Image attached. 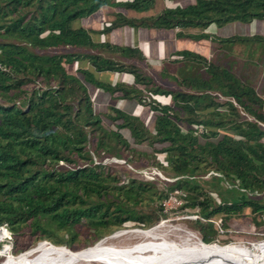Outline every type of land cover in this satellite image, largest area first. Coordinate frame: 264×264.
Listing matches in <instances>:
<instances>
[{
    "label": "trees",
    "instance_id": "1",
    "mask_svg": "<svg viewBox=\"0 0 264 264\" xmlns=\"http://www.w3.org/2000/svg\"><path fill=\"white\" fill-rule=\"evenodd\" d=\"M154 2L0 0V224L8 225L16 248V233L27 226L33 235L48 238L64 231L72 246L126 230L149 229L155 223L156 215L139 213L136 207L151 195L161 177L149 181L113 175L112 167L104 163L107 155L111 160L123 159L140 172L136 176H143L132 165L140 158L152 170L172 176L162 178L166 192L159 196V210L164 211L163 203L172 195L180 199V210L199 209L202 220L196 225L206 244L217 240L218 221L227 228L247 209L264 211V202L259 201L264 197V99L255 89L228 69L188 51L179 52L183 62L203 64L209 75L206 81L185 80L196 95L151 87L153 80L137 67L95 54L60 52L106 47L93 41L91 30L73 27L79 19L106 7L145 11ZM255 20L264 21V0H195L149 18L117 14L107 30L123 26L205 29ZM177 36L210 38L203 33ZM114 52L126 59H144L138 47H117ZM85 64L98 73L117 74L120 81L129 74L134 85L130 79L116 84L98 80ZM33 83H43L45 88H34ZM89 86L115 102H142V88H152L150 92L170 97L174 105L156 100L149 105L157 115L151 129L150 121L112 106L105 115L112 127H107L96 114ZM144 144L151 152L134 147ZM206 174L217 180L218 193L206 191L198 180Z\"/></svg>",
    "mask_w": 264,
    "mask_h": 264
},
{
    "label": "rangeland",
    "instance_id": "2",
    "mask_svg": "<svg viewBox=\"0 0 264 264\" xmlns=\"http://www.w3.org/2000/svg\"><path fill=\"white\" fill-rule=\"evenodd\" d=\"M193 3H195V0H155L154 4L145 11H127L114 7L103 8L91 17L82 18L74 22L73 27H84L87 30H91L93 41L95 43L104 44L106 47L99 48L98 50L94 51L87 49H71L62 50L60 52L95 54L109 61H113L120 65H125L126 67H137L144 76L153 80L151 87L158 85L165 91H176L186 93L188 95H196V91L186 86L185 80L190 81L195 79L198 82L206 81L209 75L207 74L205 65L190 61L183 62L181 59L182 55L179 54V52L188 51L204 56L214 64L228 69L244 84H248L253 89H255L257 94L264 99V39L260 41L251 39V37L254 35H259L254 27L251 28V35H248L247 33L244 34L243 28L240 26L244 25L242 22H235V24H228L224 26L211 25L205 29L164 30L139 27L131 28L129 26H123L120 28H115L111 31L107 30L109 29V25L113 24L117 14H122L128 18H149L160 15L167 8H172L175 6L186 7ZM244 27H246V24ZM180 32L186 35H200L203 33L208 35L210 38L205 40L179 38L177 34ZM234 37L246 40L237 41L234 43L221 42L225 39ZM261 37H264V35ZM117 47H138L142 51L144 49V59H126L122 55L114 52L115 48ZM144 52H146V54ZM86 64L85 66L88 67V70L92 72L98 80L101 79L104 82L116 84L115 82L127 83L130 79V83L133 84V77H131L129 74H124L122 81H120L118 76L114 78L115 75L113 73H98L93 66ZM107 78L109 79L106 80ZM31 86L34 88H45L43 83H33ZM151 89L152 88H144L143 90L142 88V102H139L140 99L134 102L127 100H118L115 102V100L111 99L108 94L100 89H97L95 86H89V94L93 99V107L95 108L96 114L101 115L103 124L105 126L112 127L111 120H109L105 115L110 113V109L113 106L118 107L121 110H128L132 114L134 113L137 116L142 117L144 120H147V122L150 121L148 127L151 129L155 121V116L157 115L152 112L149 105H151V103L155 100L161 103H167L170 106L174 105L170 97H164L161 96V94H153L149 91ZM210 95L217 97L215 96V93H210ZM218 97L223 102L227 101L222 96L218 95ZM245 119H247V117H245ZM126 135L129 137L128 132H126ZM134 147L143 152L146 150L151 152V149L146 144L141 147L134 145ZM91 154L97 159V161L101 160L96 157L93 152H91ZM111 157L112 156L107 155L104 158V163L112 167L109 168V170H112L113 175L124 174L129 178L138 177L141 179H146V175H143L144 177L141 175L136 176L138 173L131 171V165H125L123 162H121L124 161L123 159L111 160ZM144 160L145 158H140L135 162V164L132 163V165H134L135 168L141 172L145 170L140 169H146L149 171L152 170V166L147 164ZM80 164L82 165V162H80ZM63 165L64 164L60 162L59 166ZM165 174L166 173L162 172L163 177L167 179H173L168 173L166 175ZM150 180L152 179L150 178L149 181ZM198 180L201 182L206 191L218 193V190L214 185L218 184V182L216 179H214L212 174L203 175L200 177V179L198 178ZM156 181L158 183L155 184L156 188H153L151 195H147L146 199H144V201L136 207L139 213H143L145 215H156V217L159 218V220H157L155 217V223L149 225L148 228L150 229L154 226L164 224L166 225L167 229L169 228L170 230H174L170 232L168 229L169 231H166V234L169 233L168 235L174 236L178 239H181L180 237L183 236L180 233L184 234L186 231L194 234L198 233L196 235L202 239L203 237L200 229L196 225L197 221L202 220V218H196V216H199L197 214L199 209L180 210V199L176 198L175 195H172L163 203L164 211L160 212L159 196L162 194V192H166V186L163 184L162 178ZM151 199H154L155 202H150ZM259 201L264 202V197L259 199ZM163 216L166 218L164 219ZM263 221L264 211L261 213H253V211L250 209L245 210L244 214L237 217V219H233L231 224L229 222L227 228H224L222 223L218 221L215 227L217 230V235L215 238L217 240L213 243H219L221 245H227L231 243H244L249 245L264 243ZM226 230L228 231L226 232ZM223 231L225 234L222 233ZM16 234V243L18 242V248L15 247L14 241V247L16 248V250L15 248L13 249L14 256H19L25 251L37 252L40 249L52 245L63 246L67 248L70 246L71 249L76 248L84 250V248L86 249L90 246L96 245L104 238L103 237L100 240H95L89 243L82 241L81 243H75L71 246V244H69V242H67L65 239L66 232L64 231L58 232L55 237L53 236L48 238L42 237L39 234L33 235L30 228L27 226ZM115 235L116 234L106 237L104 241L110 240L109 245L121 248L124 245H118L116 242L123 241L124 239L126 240L130 237V235L126 236L124 234L121 237L113 239L112 242L111 239L114 238ZM134 242L138 241L136 240ZM2 251L3 250L1 249L0 245V264H3L9 256L7 249L3 251L7 254V256L6 254H2Z\"/></svg>",
    "mask_w": 264,
    "mask_h": 264
},
{
    "label": "bare ground",
    "instance_id": "3",
    "mask_svg": "<svg viewBox=\"0 0 264 264\" xmlns=\"http://www.w3.org/2000/svg\"><path fill=\"white\" fill-rule=\"evenodd\" d=\"M168 229L161 224L116 233L112 242L124 234L130 235L116 242L124 245L121 248L109 245L110 240L104 239L81 251L52 245L37 252L25 251L19 256L9 253L3 264H264V243L206 244L198 233L186 231L178 239L166 234Z\"/></svg>",
    "mask_w": 264,
    "mask_h": 264
},
{
    "label": "built area",
    "instance_id": "4",
    "mask_svg": "<svg viewBox=\"0 0 264 264\" xmlns=\"http://www.w3.org/2000/svg\"><path fill=\"white\" fill-rule=\"evenodd\" d=\"M121 162H123L126 165V163L124 161H121ZM133 170L134 169L132 167V170H131L132 172H135V173H138V174L140 173L138 171H133ZM154 170H152V171H143L142 174L146 175L147 178H151V179H153L155 176H159L161 178H164L160 171H157L156 169H154ZM197 217H198V219H200L199 216H196V218ZM216 225H217V223H216ZM222 233L225 234L224 231ZM0 245H1V249L3 251L7 249L8 250V254L9 253L13 254V249L15 248L14 247V238H13L12 233H11V231H10V229H9L7 224H0Z\"/></svg>",
    "mask_w": 264,
    "mask_h": 264
},
{
    "label": "crops",
    "instance_id": "5",
    "mask_svg": "<svg viewBox=\"0 0 264 264\" xmlns=\"http://www.w3.org/2000/svg\"><path fill=\"white\" fill-rule=\"evenodd\" d=\"M232 24H235V23H231V24H229V25H232ZM245 25V24H244ZM244 25H240L241 26V28H243V31H244V34H248V35H251L250 33H251V28H253L254 27V29H256V32L259 34V35H254L253 37H261V36H263L264 35V21H259V20H255V21H253V22H251V23H249V24H246V27H244ZM252 38V37H251ZM262 38H264V37H262ZM143 51H144V49H143ZM145 54H146V52H144ZM146 56V55H145ZM107 74V73H106ZM109 74H111V73H109ZM116 76H117V74H116ZM116 76H114V78L116 77ZM107 79H109V78H107ZM116 83V82H115Z\"/></svg>",
    "mask_w": 264,
    "mask_h": 264
}]
</instances>
